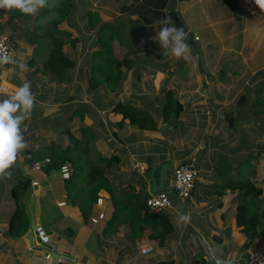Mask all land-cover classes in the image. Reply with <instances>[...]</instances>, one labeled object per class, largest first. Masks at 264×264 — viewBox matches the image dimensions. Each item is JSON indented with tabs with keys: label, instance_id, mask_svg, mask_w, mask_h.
Masks as SVG:
<instances>
[{
	"label": "crops",
	"instance_id": "1",
	"mask_svg": "<svg viewBox=\"0 0 264 264\" xmlns=\"http://www.w3.org/2000/svg\"><path fill=\"white\" fill-rule=\"evenodd\" d=\"M94 1L89 8L94 6L99 13V25L91 30L87 20L90 32L86 28L83 30L92 42L89 47L84 48L83 36H76L80 42L68 53L76 67L68 71L70 83L65 86L57 79L37 71L43 67L50 51L36 48L30 42L32 39L27 41L28 35L22 30L15 10L5 9L1 16L4 33L5 27L9 29L6 35L13 46L14 59L0 66V98L6 99L8 94H13L28 82L35 99L29 118L21 125L27 147L18 152L14 164L6 169L10 175L0 177V264H216L210 253H214L216 259L224 264H246L250 253L259 248V242L258 247L244 249L246 237L236 220L239 192L222 190V179L216 171L218 163L215 164V158L221 153L217 149L222 144L214 146L212 141L206 147L202 146V134L199 135V132L204 127L200 124L201 118L207 122V131H213L231 113L235 115L236 124L238 112L228 108L235 107L238 98L243 95L247 97V104L250 103L251 89L255 86L260 88L264 83V75L259 76L264 73V11L255 5L254 0H195V6L202 5L201 16L209 18L212 29L210 42H206L202 48L206 54L204 60L200 59L199 46L194 53L187 37L185 42L191 49L192 59L186 61L179 58L174 62L172 55L164 56L161 49L151 44L152 41L156 42L153 38L159 32L157 25L149 26L145 35L125 50V34L129 37L131 33V30H126L122 38L116 37L112 41V52L118 58L117 52L122 50V59L133 60L141 67L139 64L138 68L131 70L124 67L123 78L116 92L108 91L105 85L101 86L105 91L100 87V90L90 92L88 76L91 77V69L97 63L94 55L104 50L97 43L101 26L110 25L118 30L122 23L130 26V22H140L139 17L119 13L120 6L129 5L134 0ZM180 4L176 6L171 3L172 10L169 12H177L189 32H192L189 24L179 16L186 14L191 7H187L183 0ZM222 4L231 7L232 11L224 15L220 7ZM77 9V0H74L71 15L61 24L64 28L59 27L73 36L80 31L78 24H83V20L79 19H84L83 14L75 18ZM43 12L39 9L40 17ZM152 28L157 30L148 31ZM142 38L145 44L140 43ZM104 39L108 40L109 37L105 35ZM197 42H201V39ZM135 45L139 48L132 50ZM207 56L212 61L208 62ZM194 60L198 61L195 67ZM202 62L206 64L200 69ZM231 68L245 72L246 76L235 74L233 79L230 77ZM72 72L73 77H69ZM81 73L86 75V79L79 75ZM59 83L62 87H59ZM69 91L75 93L69 94ZM169 91L183 106V112L179 119L165 122L161 102ZM217 97H221L222 101ZM119 103H131L137 109L149 111L158 129L143 131L132 125L113 111ZM213 103L216 107H211ZM76 111L81 113L74 116ZM170 123H173L172 130ZM243 125H246L245 121L239 124V129ZM219 127L223 128L221 124ZM83 128L87 129L88 134H82ZM183 129H191L189 141L185 142ZM70 133L82 142L83 150L76 155L82 162V168L86 167L87 170L101 157H116L117 162L106 170V177L115 185L123 203L132 200V196H140L143 200L147 196L169 191L174 181V171L180 164L190 163L195 167L198 175L192 196L189 199L173 196L172 208L161 211L169 215L174 228L167 235L164 247L159 245L158 240L150 238L155 226L160 227L152 221L144 226V231L139 230L140 223H136V232L129 221H125L128 213L123 212L120 219L113 221L109 227L115 208L105 190L99 193L90 218L85 220L79 204L75 205L70 198L68 182L75 173L71 164H66L69 179L63 177L62 170H33L34 161L44 163L49 157L51 145L74 149ZM158 166H164V171L162 186L155 190L152 170ZM140 167H145L147 171L142 173ZM236 174L231 176L236 177ZM25 180L39 186L35 193V216L39 236L43 243L50 246L48 251H43L45 248L41 244L37 245V249L29 246L25 239L29 231L28 217L26 231L22 235L11 233V221L16 210L13 189ZM89 188L90 182L86 178L76 186L82 195ZM23 202L26 205L27 194L23 196ZM100 215H104V219L100 220ZM181 216H187V221H182ZM94 219H98V222L94 223ZM48 255L52 258H47Z\"/></svg>",
	"mask_w": 264,
	"mask_h": 264
},
{
	"label": "trees",
	"instance_id": "2",
	"mask_svg": "<svg viewBox=\"0 0 264 264\" xmlns=\"http://www.w3.org/2000/svg\"><path fill=\"white\" fill-rule=\"evenodd\" d=\"M72 2L73 0H65L60 7L54 10V12L58 14V18L51 21L48 26H42L38 29L41 31V45L46 46L50 53L43 67L37 71L43 73L45 76L57 79L64 85H69L70 83L67 75L68 71L76 67V63L69 58L64 48L67 44H70L71 48L75 49L80 42L78 38H73L71 33L59 29V26L65 22L67 17L72 13ZM171 3H173L172 0H134V2L129 5L120 6L119 13L139 17L140 22H130V26L122 23L118 30H115L110 25L101 26L97 43L101 45L104 50L94 55L95 60L98 61L91 69L89 85L92 90H97L105 85L110 92H116L123 78V68L125 67L128 70L134 67L138 68V64L133 60L118 59L113 54L112 41L116 39V37L122 38L127 29L133 28L129 35L130 40L128 41V45L132 46L145 35L149 26L157 25L160 30L162 27L160 22L164 19H169L171 21L169 26H173L174 23L169 18L168 13L172 10ZM51 12H53V10L46 8L43 12V16L46 17ZM87 18L90 29L95 30L100 22L99 13L88 12ZM134 25L136 27H134ZM105 35L109 37L108 40L104 39ZM33 41H35L34 38L32 39V42ZM263 91L264 89L258 90L257 99L254 100L256 101V114H260L258 104L261 103L260 96ZM161 103L165 122L170 121V119L180 118L183 112V106L175 100L173 92H167ZM113 111L121 114L125 120H129L132 125L139 127L143 131H156L158 129V124L149 111L137 109L136 106L131 103H119L114 107ZM79 113L81 112L76 111L74 116ZM84 133L88 134L85 128L82 130V134ZM70 139L75 144L74 149H61L58 144L51 145L52 149L48 157L50 163L47 165L46 171L62 170V167L66 166L68 163L75 169L77 168L76 172L73 174V178L69 180L68 185L70 189V198L75 205L79 204L78 206L81 209L83 218L85 220L90 218L93 207L99 199V193L105 190L110 195L115 208L113 219L110 221L109 227H111L113 221L120 219L123 212L128 213L125 221H129L132 230H136L135 224L140 223L139 230L144 231V226L152 221L158 224V226L160 225V227L158 228L155 226V231L150 235V238L158 240L159 245L164 247L167 235L174 231L169 215L164 212H151L146 206V200L149 198L148 196L143 200L140 199V196H132V200L125 203L121 202L115 190V185L106 177V170L117 162L116 157L110 159L101 157L93 163L90 168H87V170L85 169L86 167L80 169L79 166L81 167L82 165H80L81 163L78 165L77 154L83 150L82 142L75 138L72 133H70ZM84 151H86V149H84ZM222 162L223 163H221V160H218V166L216 167L217 175L222 179L220 188L224 191L230 189L239 192L240 202L237 205L236 220L237 225L243 228V233L246 237L244 249L250 250L254 247L256 240L264 237V210L258 212L253 207V201L255 199H260L264 192L262 188L252 181L255 170L252 168L253 166L251 167L248 165L251 164V159L244 162L245 165L250 167L249 174L251 175H249V178H244L240 169L236 177L231 176L232 168L230 164L227 163V158L226 161L222 159ZM84 171L87 174L86 177H81L77 174ZM82 178H86V180L90 182L89 190L83 195L76 190V186ZM21 183L16 185L13 189L16 210L11 221V233L15 236L22 235L23 232L26 231L28 224L27 220L23 221V219L25 220L27 218L23 196L27 194V189L31 182L25 180L24 185H21ZM261 201H264V199ZM136 232L138 231L136 230ZM159 264L174 263L163 262Z\"/></svg>",
	"mask_w": 264,
	"mask_h": 264
},
{
	"label": "rangeland",
	"instance_id": "3",
	"mask_svg": "<svg viewBox=\"0 0 264 264\" xmlns=\"http://www.w3.org/2000/svg\"><path fill=\"white\" fill-rule=\"evenodd\" d=\"M181 1L182 0H172L173 4L176 6L181 5L180 4ZM183 1H186L185 5L187 7H191V8L189 9V11L186 12V14H184V15L179 14V16L182 17L183 21H185L189 24V27L192 29V33H193L194 37L196 38V36H198L197 41H199V39H201V42H197L196 39H195V42H197V45L199 46L200 59L201 60L203 58L205 59L206 54H205V52H203L204 50L202 48L206 42H210V38H211V34H212L211 33L212 29L210 28V23L208 20L209 18L201 16V13L203 11L202 5L195 6V0H183ZM64 2H65V0H47V4L40 9L45 10L46 8H49V9L53 10V12H51L46 17H44L43 14L40 17L39 10L36 12V16H34V14H24L20 10L13 8L15 10V14L16 13L18 14L20 25L23 26L22 30L28 35L27 41H29V39L34 38L35 41L32 42V40H31L30 42L32 44L36 45V48H38V49L46 48L47 49L46 46L41 45V31H39L38 29L42 26H48L52 20H55L58 18L57 17L58 14L56 12H54V10L56 8L60 7ZM72 3L74 5V0ZM91 3H95V1L94 0H83V1L77 0L78 9L75 13L76 14L75 18L78 19L83 14L84 19L83 18L79 19V21L83 20V24H78L80 31L75 32L74 33L75 37L73 36V38H77L76 36H78V35L83 36L84 41H85V44L83 45L84 48L89 47L92 44V42L87 37L88 33L85 34L84 30H83L86 28V31L90 32V30H88V26H87V20H88L87 13L88 12H92V13L97 12L94 10V9H96L94 6L89 8V6H91L90 5ZM205 4H207V3H205ZM220 7H221L224 15H227L228 12L232 11L231 7H229L227 5L222 4V5H220ZM205 8H206V6H205ZM28 16H31V17H28ZM59 27L64 28V25H61ZM134 27H136V26L134 25ZM132 29L133 28H129L127 30H132ZM147 29H149V27ZM154 29L157 30V28H152L148 31H153ZM148 31H147V33H148ZM5 32L7 35L9 34V29L7 27H5ZM125 38H126L127 44H126V46L123 44L122 45L124 46V48L126 50L128 47V41L130 39H129L128 35H126ZM140 43L145 44V41L143 40V38L140 41ZM151 44H155V47H157L158 49H161L164 56L166 55V53L164 51L165 49H163L159 45L158 41H156V42L152 41ZM135 47H136V45L134 47H132L133 48L132 50H136L137 48H139V46H137L136 48ZM141 47H142V45H141ZM70 48H71L70 44H67L66 47L64 48V51L67 53H70V51H69ZM141 49H143V48H141ZM153 51L155 53H158L155 50H153ZM79 53L81 54V52H79ZM117 54H118V59H122V55H123L122 50H120V52H117ZM224 55H225V52H224ZM41 59L43 60L44 58H41ZM82 59L84 60L85 58H82ZM172 59L174 62H176L177 58L175 56H173ZM209 59L210 58L207 56V60H209ZM262 59H264V54L262 55ZM96 61H98V60H96ZM210 61H212V60H209L208 62H210ZM155 63H160V62L156 61ZM197 63H198V61L194 60V63H193L194 67ZM205 64H206L205 62H202L201 65L199 64L200 69H203L201 67H204ZM139 66L141 67L140 64H139ZM230 74H231L230 77H232L233 79H235L234 78L235 74L236 75L240 74V76H242V75L246 76L245 72L241 73V71L236 70V68H231ZM73 75H74V72L69 73V77H73ZM79 75L84 76L83 78L86 79V77H85L86 75L84 73H81ZM263 75H264V73L259 74V76H263ZM223 76H224V74H223ZM88 77L91 78L90 76H88ZM230 77L229 76L227 77L228 81L230 80ZM83 85L85 88L87 87V83L85 81L83 82ZM60 86L62 87L61 83H59V87ZM101 88H99V90ZM122 88H123V86H122ZM124 88H126V87H124ZM102 89L105 91L104 88H102ZM258 89H264V83L261 84L260 88L255 86L253 89H251L252 90V95H251L252 98H251V96L249 98H251L252 100H251V102L249 101L250 103L247 104V100H246L245 102L242 103L243 105L240 104L241 105L240 106L239 100L241 97H239L237 102L235 103V107L230 106L228 108V110H236L238 112L237 117H236L237 121H236L234 128H231L229 126V124L226 121V116H225L224 119L213 128V131L211 129L207 131L206 130L207 122H206V120H204V118H201L202 121L200 122V124H203L205 128L203 127L202 129H200L199 135L202 134L200 137V141H201L202 146L206 147L208 145V143L212 142V141H214L213 142L214 146L217 144H222L220 149L219 150L217 149V151H219L221 153L218 155L217 158H215V164L218 163V160H221V163H223L222 159H224L226 161V158H227V163H229L230 166L232 167L231 174L235 175L240 169L242 176L244 178H249V175H251V174H249L250 173L249 172L250 167H248V165L251 167L253 166L252 168H254L255 173L252 176V178H253L252 180L257 184V186L262 188L263 192H264V91L262 92V94L260 96L261 97V103L258 104V110L260 111V114H256V108H255L256 101H254V100L257 99L256 98V96H257L256 91ZM80 90H81V88L79 89V91ZM88 90L90 92H92V89L90 87L88 88ZM93 91H95V90H93ZM122 91L129 93L128 91H124V90H122ZM74 93H75L74 91H69V94H74ZM218 98H219V101L220 100L222 101L221 97H217V99ZM214 105H215L214 103L211 104V107H216ZM238 107H240V108H238ZM212 114H214V110H213ZM243 121H245L246 125L241 126V128L239 129L238 126ZM220 124L223 128L219 127ZM169 126H170V130H172L173 129V123H170ZM190 130L189 129H183L182 130L183 135L186 136L185 142L189 141L188 138H189ZM178 140L179 139L177 138V141H176L177 146H178ZM57 143H59V142H57ZM211 151H213L212 153H214L213 149H211ZM249 159H251V161H252L251 164L245 165L244 162L248 161ZM79 163H82V162L80 160H78V165H79ZM166 167L167 166H165V168ZM80 169H82V166L80 167ZM74 172H76L75 168H74ZM81 173H77V174L80 175L81 177L87 176L85 171L81 172ZM82 179H84V178H82ZM154 189L158 190L159 187L155 186ZM262 199H264V193L260 199H255L253 201V207L258 212H262L264 210V201H261ZM239 202L240 201L238 200V203ZM24 221H26V219ZM258 242H259V248L258 249H259V251L263 252L264 251V237L256 240L254 247H258V245H257Z\"/></svg>",
	"mask_w": 264,
	"mask_h": 264
},
{
	"label": "clouds",
	"instance_id": "4",
	"mask_svg": "<svg viewBox=\"0 0 264 264\" xmlns=\"http://www.w3.org/2000/svg\"><path fill=\"white\" fill-rule=\"evenodd\" d=\"M254 2L261 11H264V0H254ZM46 4L47 0H0V9L16 8L24 14H35ZM160 23L162 27L153 39L165 49V53L177 59L183 58L186 61L192 59L191 49L185 42L186 33L183 27L169 26L171 24L169 19H164ZM11 62L13 60L10 55H0V65ZM34 99L28 82L23 83L13 94H8L6 99L0 98V177L10 175L6 169L14 164L18 152L27 147L21 125L29 118ZM187 219V216H181L182 221ZM210 255L216 260V264H224L223 261L216 259L214 253Z\"/></svg>",
	"mask_w": 264,
	"mask_h": 264
},
{
	"label": "built area",
	"instance_id": "5",
	"mask_svg": "<svg viewBox=\"0 0 264 264\" xmlns=\"http://www.w3.org/2000/svg\"><path fill=\"white\" fill-rule=\"evenodd\" d=\"M5 9H0V55H10L12 60L14 59V50L11 44L10 38L3 31L2 14ZM197 41V38H196ZM5 65V64H4ZM2 66V65H0ZM50 163V159H45L44 163L33 162V170L41 171ZM142 173H145L147 169L140 167ZM63 177L69 179V170L67 166L62 167ZM198 171L190 163L180 164L174 171V181L169 186V191H162L158 194L150 195L146 200V206L152 212H161L172 208L173 196H177L182 199H189L195 189ZM100 203V202H99ZM99 219H104V215H100ZM94 223L98 222V219L93 220ZM47 258H52L48 255ZM60 264V262L58 263ZM246 264H264V251L258 250L252 251L246 261Z\"/></svg>",
	"mask_w": 264,
	"mask_h": 264
},
{
	"label": "water",
	"instance_id": "6",
	"mask_svg": "<svg viewBox=\"0 0 264 264\" xmlns=\"http://www.w3.org/2000/svg\"><path fill=\"white\" fill-rule=\"evenodd\" d=\"M169 18L173 21L175 26L178 27H183L186 37L188 38L189 42L191 43L192 50L194 53H196L197 50V44L195 42V37L192 32H189L185 24L180 20L178 17L177 13L175 11L169 12ZM247 100L246 96H241L239 100V105L242 104ZM226 120L231 128L234 127L235 125V115L233 113L228 114L226 116ZM163 171H164V166H158L152 170V184L155 182L156 187H161L162 186V178H163ZM21 185H24V182L21 183ZM39 186L36 184L31 183L28 186L27 189V202L25 205V214L28 217L29 220V231L27 235L25 236V239L29 242V246L32 249H37L36 247H39L37 245L41 244V247H44L45 249H42L43 251H48L50 250V246L46 245L45 243L42 242L40 236H39V228L37 226L36 222V211H35V206H36V197L35 193L37 192Z\"/></svg>",
	"mask_w": 264,
	"mask_h": 264
}]
</instances>
